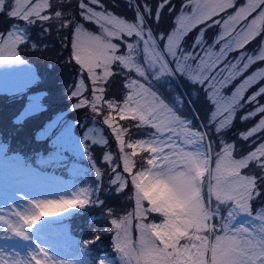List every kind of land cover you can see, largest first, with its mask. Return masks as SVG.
<instances>
[{
    "label": "snow or ice",
    "instance_id": "1",
    "mask_svg": "<svg viewBox=\"0 0 264 264\" xmlns=\"http://www.w3.org/2000/svg\"><path fill=\"white\" fill-rule=\"evenodd\" d=\"M167 3L169 0H163L157 5L158 9L162 10ZM191 3L196 10H199L198 16L195 12L192 16L182 13L177 17L178 27L173 29L172 33L155 37L146 25L145 16L152 15L147 5L144 6L143 14L137 6L136 19L129 21L108 13L106 9L94 12L91 7L80 4L81 14L87 20L99 25L105 35L82 32L81 28L77 27L72 41L75 59L87 69L93 82L107 80L113 75L111 71L113 63H118L122 69L134 70L138 79L128 78L127 95L123 105L119 107V113L122 118L131 117L132 120L139 121L140 126L151 125L155 130L150 133V139L138 140L127 145L133 149V152L123 155L125 173L133 171L131 156L135 155L138 146L141 148L146 146L151 157L144 161L146 166L143 170L136 171L130 178L131 184L134 185L133 212L111 220L115 237L114 247L120 253L123 264H264V211L257 214L256 218L260 223L251 229L243 223L239 226L235 225L239 214L252 215L251 201L260 194L257 190L258 182L264 181V176L244 174L242 170L254 164L264 171V143L259 144L247 155L237 158L234 156L235 146L222 141L221 150L215 153L213 160L210 144L202 150L206 133L194 130L188 118L178 115L173 107L148 86L149 77L154 82L153 87L155 84L167 83L177 75H185L192 82L201 84L209 78L207 74L196 77L187 75L189 66L186 62L197 57L192 53L183 52L181 37L176 33L186 34L195 23L206 21L219 12L234 7V0H191ZM4 4L5 0H0V8ZM15 5L16 10L10 12L13 17L22 14L23 20L29 23H34V18L40 21L50 19L48 15L41 14L43 9L51 7L49 0H41L35 4H32L31 0H15ZM262 5L264 0H247L245 6L240 7L234 15L228 16L223 21L225 34L234 29L237 22L245 19ZM99 6L103 8V5ZM61 15L60 11L55 12L56 17ZM158 15L159 13L157 18ZM262 30H264V11H261L238 34L235 48H243ZM122 36L133 38L135 43L122 39L126 54H117L119 45L112 43L107 37ZM23 39V32H9L6 40L0 36V42L9 47L10 60L19 59L11 49ZM158 40L165 41L163 48L158 46ZM197 43L199 44L200 41L198 40ZM141 45L143 64L138 62ZM225 47L227 48L228 45ZM222 55L223 49L221 56H218L208 67H215ZM4 59L0 56V62ZM238 59L247 62L240 68L236 64H231L228 75L220 82L222 87L255 61H264V50H258L255 55L244 53ZM205 63V59L200 58V65L197 67ZM97 68L103 69L102 75H97ZM223 71L224 69H221V72ZM256 76L264 78V69H259L253 76L247 77L237 86L231 97L223 99L219 96V89H216L213 78V82L209 84V89L212 91L209 92L208 98L214 104L215 110L209 115V123L217 133L225 128L233 119V114L243 107L238 98L241 97L244 87ZM99 91L102 92L103 89ZM72 95L76 96L77 92H73ZM262 95H264V87L248 97L247 102H255L257 97ZM145 97H150V101L145 100ZM96 99L99 100L100 97ZM173 99L177 105L182 106V100L177 97ZM108 107L115 108L117 105L115 101H108ZM257 111L264 113V107L258 106ZM225 112L227 115H224ZM253 114L249 113L241 119H248ZM218 116L222 119L217 125ZM106 123L111 124V120H106ZM113 131L116 133V139L120 141V151L123 152L125 145L121 135L122 130L113 128ZM260 131H264V119L249 132L240 135L242 139L247 140ZM187 145L194 146L195 150H187L185 147ZM105 159L107 160V157ZM128 182L118 174L112 181L113 184H117V190H123ZM81 193L84 199L33 200L32 207L13 213L15 220L0 214V227L7 229L4 232L5 236L11 233L23 240H31L33 237L30 230L34 231L33 226L41 220V217L48 214L51 208L56 207L59 212H65L66 209L83 208L90 202L94 203L89 200L87 190L82 189ZM145 201L149 205L148 208L144 207ZM224 212L227 213L226 216ZM149 213L160 214L163 218L162 222L141 223L139 225L141 236L137 246L132 241L127 225L133 215L144 217ZM182 240L185 241L183 244ZM38 253L48 258L46 249L39 248ZM0 264H51V258L36 259L32 256L24 259L18 253L6 254L0 249ZM97 264H106V262L101 258Z\"/></svg>",
    "mask_w": 264,
    "mask_h": 264
},
{
    "label": "rangeland",
    "instance_id": "2",
    "mask_svg": "<svg viewBox=\"0 0 264 264\" xmlns=\"http://www.w3.org/2000/svg\"><path fill=\"white\" fill-rule=\"evenodd\" d=\"M51 0H49L50 3ZM83 0L82 4L86 5L87 7H91L93 11H103V9H97L92 6V0ZM128 1V0H127ZM158 0H153L155 2ZM175 1V0H169ZM237 0H234V4ZM41 2V0H31L32 4ZM135 4L137 0H134ZM163 0H159V4L162 3ZM147 6L152 5V3H146ZM247 4V0L241 2L238 6L235 7L232 13H227L222 18L218 17L215 20L211 21L208 25L215 23L219 24L218 30L216 34L211 38L206 35L207 26L202 28L200 34L195 38V42L191 46V48L186 47L183 43L186 41V38L190 35V33L194 32L196 26L210 21L214 16L206 21H202L200 23H195L194 26H191L187 31L186 34H181L180 32L176 33L177 36L181 37V49L185 53H192L197 58L190 59L186 63L189 66V71L187 75L189 77H196L202 76L207 74L209 77L207 80L204 81L203 86L205 89L207 88L208 91H212L209 89V84L213 82V78H215V87L219 89V96L223 98H228L233 95L236 91L237 86L241 85L245 79L249 76H253L254 73H257L259 69H264V61L261 63V66L255 67L252 71L250 68L253 64L257 61L252 63L246 70H244L240 75H237L234 79L231 80L226 86H221V81H223L224 77L228 75L231 64H236L238 68L243 66V63L247 62L246 60L240 61L238 58L247 53L248 55H255L257 54L258 50H264L262 46H264V30L260 31V33L254 36L247 44L253 43L256 41V38L259 36L261 40L260 44L257 49L255 50H246V49H236L235 48V40L238 34L246 28V25L251 22L256 16L259 15L261 11H264V5L260 8H257L254 12L250 13L245 19L237 22L234 26V29L228 31V34H225L226 29L223 21L227 19L228 16L234 15L235 12L242 6ZM140 13H144L139 6ZM4 10L10 12L16 10L15 0H5V4L0 11ZM48 8L43 9L41 14L50 16V12L47 11ZM227 10V9H226ZM108 13L117 15L112 11H107ZM195 12V15H199V10L195 9L194 4L191 3V0H184L183 4L178 8L175 12L174 24H172V28H169L167 31L164 32L163 29L156 31L153 27L150 26V23L147 20V15L145 16L146 25L155 36L158 35H167L172 33L173 29L177 28V17L180 16L182 13L192 16ZM119 16V15H117ZM121 17V16H120ZM17 19H23L22 14L16 17ZM124 18V17H121ZM35 19V18H34ZM85 22L78 23L75 26L81 28L82 32L92 33L95 35H105L100 26L97 25L94 21V24L90 20L85 18ZM129 20V19H128ZM135 20V19H134ZM133 19L129 21H134ZM87 22H89L88 26ZM92 25V26H91ZM11 29L9 32H23L24 39L17 43L11 51H14L18 56V60H10V50L9 47L0 42V56H3L5 59L0 62V92L5 93H14L16 95H20L21 93L27 90L28 93V103L23 110V114L20 116L21 118L27 117L31 114L37 113L45 108V95L44 91H35L32 92L31 88L33 85H36L39 81V75L37 73L36 66L31 65L28 63L20 54L18 47L23 44L27 37L29 29V24H26L19 21H14L11 25ZM171 27V26H170ZM71 38V43L74 40V32ZM147 30V29H146ZM0 31V36H3L4 39H7V34ZM115 43L119 45L118 53L117 54H126V49L124 44L121 42L123 40H127L128 42L135 43L133 38H129L126 36H122L120 38L115 37H107ZM200 41L198 44L197 41ZM165 41L158 40V46L163 48ZM225 45H228L226 48ZM87 47V45H85ZM223 49V55L220 58L219 62L215 64V67L209 68L208 65L212 64L216 61L218 56H221V50ZM240 50L239 53L236 54V51ZM209 53V55H206ZM71 57L79 64V77L77 79V85H75L74 89L71 90V95L73 92H77V99L78 103H75V107L78 105H88L91 108V113L99 112L100 117L104 120L93 119L92 124H90L86 129L79 130L77 127V120H71L72 118H68L66 113L59 114L54 120L50 122V124L45 127L41 132L40 135L42 136H50L51 137V144L54 145V155L52 154L51 159L55 160L56 165H59L62 162L69 160L64 166V169L70 172V177L63 176L60 173H56L54 170H44L40 169L37 166L27 163L24 158L20 155H9L6 151L5 144L0 140V214L7 215L8 218L15 220L16 217L13 215L15 211H23L32 207L31 201L33 200H70V199H84V195L81 193L82 189L88 191V198L90 201H94V203H89L87 206L101 204V202L95 197L98 193V188L100 183L102 182V176L105 174L104 168L100 164V160H105L109 165L112 167L114 173V178L112 177V181L115 180V176L122 175L126 180L129 182L126 184L128 185L130 180L127 177V174L123 170V155L124 153L131 154L133 149L128 147L127 145L134 143L138 140H148L150 139V133L155 131L151 125L149 126V130H145L146 133L143 137H139L136 140L125 142L124 140V148L123 152L120 151V141L116 139V133L113 131V128L122 130L121 135L124 139V130L122 128V122L120 120L126 119L122 118L119 113V107L123 105V101L121 103L116 104L117 107L110 108L113 112L107 113L104 110V105L102 103L104 93L103 91H99L100 89L104 88V81L96 80L93 82L92 77L89 75L87 69L83 68L81 64L75 59V55L73 53ZM200 58H204L206 63L201 65V67H197L200 65ZM141 64L144 63V57L142 52V45H141V52L139 55V61ZM111 65V71H112ZM221 69H224L221 72ZM129 71V70H128ZM130 78L138 79L137 75L135 74L134 70L129 71ZM97 75H102L103 69L97 68L96 69ZM142 83L144 81H141ZM258 82L259 84L254 92H252L248 97L252 96L255 92H257L261 87H264V78L260 76H256V78L248 85L244 87L241 92V97L238 98L239 103L245 106L247 102V98H245L247 90L256 85ZM153 80L151 77L148 78V86L152 87V90L160 95L166 103H168L174 110L180 115L182 118L186 117L191 121L192 127L194 130H200L205 135V140L202 142V150L210 144L211 145V152L212 158L214 160L215 153L221 150V146L217 145V141L215 140L212 131L206 127L201 121L195 120L194 117L196 115L191 114L190 111L196 112L194 106L192 105L189 95L187 94L186 90L183 87V83L181 82L179 75H177L174 79L169 80L167 83L155 84L153 87ZM201 84V83H200ZM231 84L235 86L229 91V87ZM171 89V90H169ZM183 89V90H182ZM104 90V89H103ZM29 91H31L29 93ZM127 95V92H126ZM125 95V98H126ZM96 97H100L99 100ZM173 97H177L182 100V106L177 105ZM124 98V99H125ZM150 97H145V100L150 101ZM95 105V107H93ZM258 106L264 107V103L259 104ZM74 107V106H73ZM74 107V108H75ZM211 110V109H210ZM215 107L213 108V111ZM257 110V108H256ZM236 113V112H235ZM233 114V117L235 115ZM224 115H227L225 112ZM131 118V117H127ZM222 117H217V125L219 120ZM264 119V117L262 118ZM261 119V120H262ZM106 120H111V124L106 123ZM233 120V119H232ZM231 120V122H232ZM19 121V120H18ZM99 121V122H98ZM230 122V123H231ZM229 123V124H230ZM227 124L225 126L228 127ZM108 128L112 134H114L115 141L119 146V153H117L111 145L104 151L101 159L96 155L94 149L99 145L109 143V135L107 132ZM167 135V134H166ZM231 144V143H230ZM187 150H195V147L192 145L185 146ZM95 151V154H94ZM167 151V149H165ZM143 152H147L146 146L145 148L137 147L135 149V154H142ZM135 156H131V160L134 164L133 171L130 173L131 176L139 170H143L146 166L145 164L139 167L137 170L134 168L137 165L135 162ZM234 156L239 158L234 153ZM244 156V155H243ZM107 157V160L105 159ZM151 154L147 152V158H150ZM146 158V159H147ZM57 159V160H56ZM67 165V166H66ZM214 167V164L212 165ZM258 167L254 164L250 165L248 168L243 169L242 173L244 174H253L258 175L257 172ZM91 171L94 172L93 177L88 176ZM86 177L82 179L81 177ZM130 176V177H131ZM207 176V173L205 174ZM119 183V182H118ZM132 185V184H130ZM134 187V185H132ZM264 188V184L262 181L258 182V191L259 196L256 197L254 200L251 201V211L252 215L249 216L248 214L241 213L237 216L235 225L239 226V224L243 223L245 226L249 227L250 229L255 227L260 223V221L256 218L257 214L261 211H264V196L262 195V191ZM83 208H72L66 209L65 212H59V209L53 207L49 210V213L45 216L41 217L40 221H37L36 225L33 226L34 231H31L32 239L31 240H23L20 237L13 236L11 233L8 236L4 235V232L7 229L0 227V249H3L6 254H14L18 253L21 258L29 259L32 256H35L36 259H48L51 258V264H97L99 259H104L106 264H113L117 260L120 264H123L121 260L120 253L115 249L114 253L112 254H104L100 258L97 257V260L94 261V257L90 255L87 246L85 245V240L82 237L74 236L71 231L69 230V218L74 215L75 212L79 211ZM144 207L148 208L149 205L145 201ZM158 216L154 218H148L147 222L145 221L144 217L136 218L137 224L136 229L138 230V235L136 241L133 239V221L135 220V215L130 218V223L127 225L129 229V234L132 238V241L135 245L138 246V241L141 236V230L139 225L141 223L144 224H160L162 222V216L158 213H155ZM226 216V212L223 213ZM148 216V214H147ZM137 217V216H136ZM118 219V218H116ZM218 219V218H217ZM114 230V229H113ZM207 234V233H205ZM115 239V237H114ZM211 239V237H210ZM185 241H181L183 244ZM39 248H44L48 252V258L42 256V254L38 253ZM93 262H92V261Z\"/></svg>",
    "mask_w": 264,
    "mask_h": 264
},
{
    "label": "trees",
    "instance_id": "3",
    "mask_svg": "<svg viewBox=\"0 0 264 264\" xmlns=\"http://www.w3.org/2000/svg\"><path fill=\"white\" fill-rule=\"evenodd\" d=\"M183 1L184 0L169 1L161 10L157 7L159 0L158 2L149 0V2L152 3L150 6L152 15L147 16V20L151 27L159 32L161 29L165 32L169 28H172V24H174L175 21V12L181 4H183ZM243 1L244 0H237L234 7L228 8L214 16L210 21L196 26L194 32L190 33L183 44L191 48L195 42V38L205 26H207L206 35L210 38L211 36L213 37L218 30L219 24L215 22L211 25L208 24L218 17L222 18L227 13H232L235 7ZM82 2L83 0H51V7L47 10L50 12V19L48 21H40L37 18H35L34 23L26 21V24H29V29L27 30L28 37L26 41L18 47L19 54L28 63L36 66L39 81L36 85H33L31 91H44L46 93L45 108L37 113L21 118L20 116L23 114V110L29 100L27 97V90L20 95L0 92V140L8 145L9 150H7V152L22 155L27 163L37 166L40 169L49 171L54 170L56 173L68 177H70L71 174L67 169H64L63 165H65L66 162L68 165L69 160L56 165L55 160L51 159L52 154H55L53 151L55 147L50 141L51 137L42 136L40 132L59 114L64 112L68 118H72L71 120H77V127L79 126V130L86 129L92 124L93 119L101 120V122L104 121L100 117L99 112H93L92 114L91 108H89L88 105H79L75 107V103L78 99L76 96L71 95V90L77 85V79L80 74L79 64L71 57V38L75 26L78 23L86 21L85 17L81 14L80 4H82ZM147 2L148 0H137L135 4L134 0H92L91 4L97 9H106L126 19L134 20L136 19L137 6L144 10V6L147 5ZM99 5H103V8ZM57 11L62 13L60 17L55 16V12ZM157 13H159L158 18ZM14 21L25 22L23 19H17L11 16L7 11H0L1 32H9ZM88 24L89 22H87V25ZM92 24H94V22H92ZM259 39L260 37L258 36L255 42L249 43V45L245 46L243 49L248 51L257 49L261 41ZM239 51L240 50H237L236 54L239 53ZM262 62L263 61H257L253 64L250 71L255 67L261 66ZM112 68L113 75L108 77L107 80H104L103 83L104 96L102 103L104 105V110H106V114L113 112L112 109L108 107V101H115L116 104H119L124 100L127 92L128 78L131 76L130 72L126 69H122L118 63H113ZM179 78L196 110V112L190 111L191 114L196 115L194 119L201 121L212 131L219 147L222 141L231 143L235 146L234 153L238 156H243L254 151L259 144L264 143V131L255 133L247 140L242 139L240 135L249 132L254 126L259 124L264 117V113H260L256 110L259 104L264 103V95L257 97L255 102H248L245 106L240 107L239 110L236 111L228 127L223 128L217 133L213 125L209 123V115L215 106L208 98L209 91L203 86L204 83L192 82L190 79L186 78L185 75H179ZM259 84L261 83L258 82L256 85L250 87L244 99L248 98V96L257 89L256 87ZM234 86V84H231L229 91H231ZM31 91H29V93ZM249 113L254 114L248 119H241V117L248 116ZM120 121L123 125L122 128H125V142L143 137L146 133L145 130H149L148 128H150L145 125L140 126L139 121L132 120L131 118L122 119ZM105 129H107L108 135L110 134L109 144L99 145L98 143V146L94 149L97 151L96 155H98L100 159L109 145L120 154L114 134H112L108 128L105 127ZM135 155V162L138 166H136L134 170H137L144 165L147 152ZM100 164L104 168L105 174L102 176V182L99 185L98 193L95 197L101 204L90 205L82 210L80 209L68 220L69 230L74 236L82 237L85 240V245L90 255L94 257V261L97 260V257L100 258L104 254L114 253V230L111 225V220L126 216L128 213L133 212L135 207L134 187L130 185L131 183L126 185L123 190H117V184L112 183V177L114 178L115 173L112 167L102 159L100 160ZM257 172L259 176H264V171L260 168L257 169ZM93 174L94 172L91 171L88 176L93 177ZM130 176V173L127 174L129 180L131 178ZM81 178L84 179L86 177L82 176ZM262 182L264 184V181ZM262 195L264 196V188ZM157 216L158 215L155 213H149L148 216L146 215L144 218L147 222L148 218ZM134 218L133 225L135 226L133 228V239L136 241L138 235L136 218H138V216ZM98 236L99 239H97ZM89 241H92V243H87ZM113 264L120 263L117 260Z\"/></svg>",
    "mask_w": 264,
    "mask_h": 264
}]
</instances>
